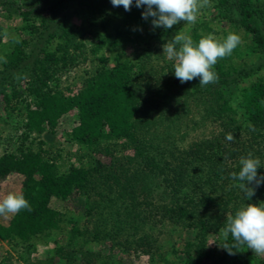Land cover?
<instances>
[{
    "label": "trees",
    "instance_id": "trees-1",
    "mask_svg": "<svg viewBox=\"0 0 264 264\" xmlns=\"http://www.w3.org/2000/svg\"><path fill=\"white\" fill-rule=\"evenodd\" d=\"M67 1H56L48 11L53 16L59 15ZM228 4L229 0H218L219 8L223 10ZM86 6L90 7L89 4ZM236 8L240 28L264 55L262 10L253 0H237ZM143 11V7L135 6V0L130 11L120 6L114 13L118 22L115 28H119L114 39L104 35L109 34L104 27V34L94 35L97 43L90 50L92 55H99L126 40L141 46L142 53L136 54L135 62L118 54L112 65L101 59L102 67L86 79L76 95L54 91L51 84L58 73L76 61L70 51L85 54V46L75 43L77 33L63 26V45L57 49L59 55L54 52L36 55L35 77L26 91L34 109L28 106L23 141L26 142L30 134L54 131L63 115L75 111L76 122L67 135L68 142L92 148L105 142L123 141V149L132 151V156L116 159L100 172L97 168L72 167L59 174L54 161L45 159L40 150L33 152L23 143L14 152L4 154L0 157V181L11 173L22 175L20 193L28 200L31 210L13 214L7 226L0 225L1 241L13 246L28 244L40 235L56 230L62 217L50 206L51 201L64 202L75 191L87 193L96 172L107 190L102 198L110 203L101 208L103 214L126 224L135 233L148 224L182 225L194 232L188 247L189 250L193 248L198 257L203 255L208 234L217 233L226 225L227 216L238 210L242 201L237 196L240 189L235 185L239 182L233 181L230 173L239 172V159L249 152L260 161L264 160V79L243 89L244 120L240 121L229 98L218 88L231 86L232 82L241 81L248 75L232 69L228 63L230 56L219 59L213 67L218 81L204 88L210 99L209 104L203 105L205 113L202 115L213 120L217 131L183 146V133L177 125L180 119L174 111L179 104L178 98L160 92L148 76L152 73V69L148 71V65L152 64L155 44H165V39L171 41L168 39L171 29L153 26L143 29L146 24L141 15ZM27 14L21 16L26 18ZM209 31L206 23H198L191 30L194 43L209 35ZM6 59L5 69L20 66L24 59L20 44ZM231 70L236 72L233 76ZM170 85L169 79L162 81V86ZM228 133L235 137L231 142L226 139ZM89 210L96 209L91 204ZM145 240L141 239V244H145ZM189 252L187 262H191Z\"/></svg>",
    "mask_w": 264,
    "mask_h": 264
},
{
    "label": "rangeland",
    "instance_id": "rangeland-1",
    "mask_svg": "<svg viewBox=\"0 0 264 264\" xmlns=\"http://www.w3.org/2000/svg\"><path fill=\"white\" fill-rule=\"evenodd\" d=\"M56 1L58 0H0V157L14 152L23 143L33 152L40 150L45 159L54 161L59 174L66 173L72 167L97 168L100 172L110 167L116 159L132 156V151L123 149V141L111 144L105 142L92 148L78 147L68 142L67 135L76 122L75 111L63 115L54 131L45 130L40 135L30 134L26 142L23 141V124L28 106L31 110L34 109L32 98L27 96L26 91L35 77L36 55L42 52L59 55L57 49L63 45V26L77 33L75 43L85 46V54L70 51L76 61L58 73L51 84L54 91L73 96L82 89L86 79L102 67L101 59L112 65L115 54H118L123 59L128 58L135 62L136 54L142 53L141 46L123 40L119 41L117 48L92 55L90 50L97 43L94 35L104 34L105 27L109 34L104 35H109L113 40L119 31V28H115L118 22L114 18L119 7H113L110 0H94L91 3L68 0L62 12L53 16L48 9ZM236 1L229 0L223 10L219 8L218 0H210L208 6L199 10L195 23L185 24L181 21L174 25L169 30L168 39L172 40L177 33L191 36V30L201 22L206 23L209 33L220 41L229 33L240 36L241 43L233 50L228 63L232 69L243 71L248 76L236 83L232 82L231 86L218 89L229 98L231 107L242 121V91L256 80L264 79V55L255 48L250 36L240 28ZM253 1L264 14V0ZM22 13H28L26 18L21 16ZM151 19L149 17L146 20L143 29L152 26ZM262 29L264 31V22ZM17 44H20L24 52L23 62L16 69H5L6 56ZM163 45L155 44L152 64L148 65V71L152 69V73L148 76L160 92L177 96L179 104L174 111L180 119L177 125L183 133L182 145L187 146L196 140L209 137L217 131V125L207 115L202 117L205 113L203 105L210 99L204 90L205 86L199 85L198 78L181 83L174 75L175 61L169 60L163 54ZM234 73L236 72L233 71L232 76ZM165 79L171 81L167 88L162 86ZM261 165L264 166V160H261ZM257 171L258 175H264V167ZM23 180L24 177L17 173H11L1 180L0 199L10 192L20 193ZM90 182L87 193L75 191L64 202L51 201L50 206L62 217L56 230L40 235L28 244L13 246L0 240V264H264V255H256L246 246L229 255L221 247L224 239L220 230L208 234L201 257L197 256L193 248L189 250L188 243L192 242L194 232L182 225L168 222L148 224L135 233L126 224L118 223L102 213L101 208L110 206V203L102 198L107 190L97 172ZM237 196L242 201L239 202L238 209L247 203L264 202V183L256 188L250 201L241 190ZM91 204L96 209L93 212L89 210ZM12 216L13 214L0 216V225L7 226ZM143 238L146 239L145 244H141L140 240ZM228 242H232L230 235ZM188 251L192 255L191 262H187Z\"/></svg>",
    "mask_w": 264,
    "mask_h": 264
},
{
    "label": "clouds",
    "instance_id": "clouds-1",
    "mask_svg": "<svg viewBox=\"0 0 264 264\" xmlns=\"http://www.w3.org/2000/svg\"><path fill=\"white\" fill-rule=\"evenodd\" d=\"M113 7L122 6L130 11L134 0H110ZM210 0H135L137 8L144 7L142 18L151 17L153 28L171 29L181 21L193 24L200 9L209 5ZM241 43V38L235 33H229L220 41L214 35L202 37L194 43L188 34L177 33L171 41L163 45V54L169 60H174V75L181 82L199 79L201 87L214 84L219 77L213 70L219 59L230 56ZM179 46V47H177ZM226 139H235L228 133ZM239 172L230 173L233 181H238V187L248 201L255 195L256 188L264 183V175H258V169L264 167L258 157L249 152L239 159ZM22 210H31L28 200L22 193H8L0 199V216L18 214ZM224 243L221 246L229 255L234 250L246 246L256 255H264V202L247 203L240 207L234 215L226 218V225L220 229ZM229 235L232 242H228Z\"/></svg>",
    "mask_w": 264,
    "mask_h": 264
}]
</instances>
